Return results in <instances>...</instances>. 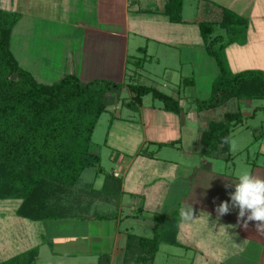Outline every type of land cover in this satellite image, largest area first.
Returning a JSON list of instances; mask_svg holds the SVG:
<instances>
[{"label": "crops", "instance_id": "0c3cea01", "mask_svg": "<svg viewBox=\"0 0 264 264\" xmlns=\"http://www.w3.org/2000/svg\"><path fill=\"white\" fill-rule=\"evenodd\" d=\"M144 1L146 0H80L79 11L83 14L82 17H79L78 8L74 7L78 17L77 24L74 25V29L70 26L63 31L66 51L63 74L74 73L81 81L105 78L114 82H125L127 65L134 61L130 58L131 53L142 47L135 40L139 35L163 44L185 43L186 39H189L187 43H193L192 40L196 38L197 43H193L191 47L204 48V41L196 22H172L164 13L165 0H154L156 4L153 8H142L140 3ZM10 2L14 6V0ZM21 3L18 0L17 12L20 17L24 11L30 12L32 7L30 0H23ZM184 5L185 0L182 17L186 20L218 18L222 7L247 20L246 33L242 40L228 44L224 52L233 43L248 46L250 38L257 39L258 43L264 38V0H193L194 9L190 10V17L184 16ZM254 32L257 33L256 38H253L254 35L251 36ZM131 36L133 39L130 44ZM143 47L145 48L141 51L149 53L148 44ZM34 51L37 50L25 46L15 58L22 68L31 72L37 79L35 69L26 68L24 61L21 60L32 59L30 62L35 65L40 55ZM75 57L78 58L76 70ZM67 59L71 61L68 62ZM28 63L25 62L26 65ZM167 71L165 79L173 89L169 94L179 98L181 111L178 113L166 111L162 108V103L160 106L154 103L151 105L150 111L145 112V119H142L143 123L140 124L142 131L136 149L133 151L118 149L112 158L118 168H113L111 173L121 180L117 202H104L99 199L91 202V209L97 211H105L100 205L105 207L114 205L117 209L116 216L97 219L93 214L85 213L78 217L31 220L17 215L16 208L10 219L16 225V237L21 249L5 258H1L0 255V262L36 246L38 252L33 263L35 264L42 247L49 244L51 248L45 251L49 264H56V260L62 261L61 264H73L72 260L81 255L78 252L81 246L87 248L90 253H96L97 262L91 261L90 264H103L100 263L102 256L106 259L104 264H134L123 262V247L127 233L151 237L158 219L157 215L166 214L165 217L161 216L162 222L158 230L160 243L153 264H157L160 255L165 259L164 264L173 261L178 264L177 259L183 258H187L189 264H264V234L255 231V222L249 221L245 230L242 226L243 220L237 219L238 209H231L229 214L219 217L215 211L216 206L221 201H228L229 193L234 191V188H226L225 185L230 181L235 182L237 175L243 171L239 169L244 168L231 167L234 164L233 160L226 161L221 158L231 162V166L227 168L226 162L225 165H220L219 161H213L218 158L199 154L200 134L209 121L204 118V113L211 108L198 110L194 99L189 96L185 98L180 91L182 78L188 76L173 68ZM125 89L122 87L119 90ZM118 91L114 90L106 95V101L107 99L113 101L116 108L119 103L122 104ZM244 100L252 102V99ZM142 108L141 104L138 107L139 111ZM148 114H151L149 115L151 118H148ZM120 119L113 118L109 123L107 131L109 143L112 142L111 132L122 131L117 122ZM125 134L122 135L127 136ZM262 135L263 139L264 134ZM171 141L173 144L169 146L180 145L178 148L182 149L185 158L193 156L194 153L198 154L201 159L199 164L203 165V168L198 164L188 163L187 159L183 158L181 159L184 162L177 160L179 158L176 160L162 158L167 164L180 166L181 169H178L180 173L173 175L165 170L153 172V163L159 159L157 152L164 146H160L159 143ZM191 142L194 146H185L191 145ZM146 143L147 147L143 150L141 146ZM150 145L153 146L152 149H149ZM92 147L91 140L90 150L97 153L98 151ZM256 152L257 156L264 155V149L260 151V144ZM249 164L250 167L244 170L264 177V166L257 165L256 162ZM93 178L94 188L99 189L104 174L94 173ZM19 204L18 200L17 207ZM190 205L193 214L191 218L186 219L181 215V211ZM3 218L4 215L0 220Z\"/></svg>", "mask_w": 264, "mask_h": 264}, {"label": "trees", "instance_id": "16d2710c", "mask_svg": "<svg viewBox=\"0 0 264 264\" xmlns=\"http://www.w3.org/2000/svg\"><path fill=\"white\" fill-rule=\"evenodd\" d=\"M182 8L183 0H165L164 13L170 21L198 24L204 49L218 66L211 82V96L196 99V108L216 107L230 98L264 99V71L248 69L231 73L221 56L228 44L240 41L239 35L245 34L247 20L223 7L218 18L186 20L182 17ZM18 18L17 11L0 7V199H18L16 214L31 220L78 217L85 213L97 219L115 217L116 212L92 210L91 202L97 199L117 202L120 178L111 172L105 173L99 189L94 188L93 181H79L88 167H97L95 175L102 173L98 166L100 155L90 150V144L98 119L107 108L106 95L125 87L130 96L121 98L123 105L136 110L143 96L150 94L161 101L164 110L174 113L181 111L179 98L153 85L134 81L136 69L134 74L126 73L125 82L105 78L81 81L74 73L63 74L51 83L41 82L19 65L11 50V32ZM217 26L225 34L217 33ZM191 82L190 78L183 77L181 84ZM243 118L240 110H232L225 111L218 120L210 119L200 134L199 154L230 159L231 132ZM169 144L173 141L159 143L160 146ZM161 216L166 214L157 215L153 236L127 233L124 263L153 264L160 243ZM37 252L34 246L0 264H33Z\"/></svg>", "mask_w": 264, "mask_h": 264}, {"label": "rangeland", "instance_id": "374dc122", "mask_svg": "<svg viewBox=\"0 0 264 264\" xmlns=\"http://www.w3.org/2000/svg\"><path fill=\"white\" fill-rule=\"evenodd\" d=\"M23 0H20V3ZM32 7L30 12L24 11L19 16L17 22L14 24L11 32V50L16 56L18 52H22L25 49V46L29 49L34 48L37 51H34L35 54L40 55L36 59L35 65L31 63L28 59H21L24 61V66L34 70L38 80L51 83L56 81L64 72L65 67V39L63 37V31L68 29L70 26L74 29V25L77 24V15L75 8L79 9L80 0H30ZM14 6L11 5L10 0H0V7L7 10L17 9L18 0H14ZM77 2V3H76ZM22 4V3H21ZM142 8H153L156 4L154 0H146L141 2ZM193 0H185L184 5V16L190 17V10L192 7ZM194 9V8H193ZM76 15V16H75ZM82 13L79 17H82ZM50 16V17H49ZM77 29V28H75ZM217 33H224L225 31L217 26ZM246 33V32H245ZM250 33V32H249ZM256 34H251L253 38H256ZM244 34L239 35V40H242ZM226 38V35H224ZM188 38V37H186ZM133 37L131 36L130 44L132 43ZM193 39V37H192ZM135 40L139 43L140 46H145L148 44L149 53H145L141 50L136 49L131 53V60L136 63L139 61V66L136 67V63H128L127 72L134 74V69L136 72L134 74L133 80L143 84L153 85L154 87L162 90L166 93H172V85L166 81L167 69L177 70V72L182 73L184 76H188L192 80V83H186L181 85V94L188 96L194 101L196 99H208L211 96V82L217 74V64L215 59L208 54L203 47H191L192 44H196V38L192 40L193 43H187L186 39L184 42H175V43H162L154 39L145 38L141 35L136 36ZM76 42V40H75ZM74 42V43H75ZM258 45V46H257ZM226 53V54H225ZM33 56L32 54H29ZM221 56L226 60L227 68L231 73L238 71L248 70V69H261L264 71V38L260 39L258 43L257 39L250 38L248 46H242L239 44H232ZM179 59L183 61L179 62ZM189 59L188 61H185ZM20 60V59H19ZM68 62L71 59H67ZM29 61V63H28ZM185 61V62H184ZM28 63V65L25 64ZM75 67L74 70L78 67V58H74ZM32 66V67H31ZM167 66V69H166ZM166 69V70H165ZM193 70V71H192ZM167 71V72H166ZM170 71V70H169ZM140 73V74H138ZM127 77V75H126ZM120 91V90H119ZM118 91V92H119ZM129 92L125 89L120 91L121 98L128 97ZM117 96V94H116ZM225 103L217 105L215 108L204 113V118L206 120H218L223 115L225 111L240 110L244 113V118L241 123L235 125L232 129V137L230 143V159L233 160L234 164L231 166V162H226L222 160V157L213 161H219L220 165H225L227 168L238 167V168H248L250 167L249 162H256L257 165L264 166V155L259 154L257 156V150L260 151L264 149V111L261 107H264V99L254 98L252 102L247 100H237L236 98H230ZM160 106L161 101L158 99H153L150 94L143 96L142 99V110L139 109L133 110L125 105L119 103L116 108V105L110 99H107L106 105L107 109L104 111L94 128L92 134V145L95 151H98L100 155V166L102 168V174L111 172L113 168H118L112 158L116 151H122L123 149L128 151H133L138 146L137 140L141 135V123L142 119H145V112L150 111L152 104ZM256 108L253 116H249V113H252L253 109ZM209 109V108H208ZM155 114V112H154ZM148 114V118H151ZM206 115V116H205ZM113 118H121L120 121L117 120L120 126L121 133L119 131L111 132V143H109L107 137V131L109 128V123ZM126 120V121H124ZM116 122V124H118ZM131 122V124H129ZM202 124V122H200ZM206 124V123H205ZM126 133L123 136L122 134ZM128 133V134H127ZM261 135V136H260ZM148 143V142H147ZM147 143L143 146V150L147 147ZM193 143L185 144L187 147H192ZM195 145L197 143L195 142ZM163 146V145H162ZM180 145H178L179 147ZM184 146V147H185ZM245 146L246 149H245ZM178 147H171L169 145H164L157 152L159 159L153 163V172L157 170H165L170 172V174L180 173L178 169L180 166L167 164L162 158L177 159L184 162L183 159H187L186 162L191 164H198L203 168V165H200L199 155L194 153L191 157H183L182 149ZM153 146L150 145L149 149H152ZM211 158V157H210ZM249 158V159H247ZM212 161V160H211ZM249 161V162H248ZM181 162V163H182ZM226 162V163H225ZM236 164V165H235ZM182 165V164H181ZM97 167L91 166L86 168L80 175V183L91 182L94 178L95 169ZM244 169H239L243 170ZM101 174V173H100ZM98 178L95 181L97 186ZM18 199L9 198V199H0V217L4 215L3 220L0 221V255L1 258L8 257L10 254L20 250V244L18 238L16 237V225L12 222L10 217H13L15 214V209L17 208ZM102 210L115 212L117 209L114 205L103 206ZM125 210V209H124ZM87 211V210H85ZM78 214L79 210L75 211ZM161 219L159 220L158 230L161 226ZM153 236V234H152ZM35 238V237H33ZM34 240V239H33ZM31 240V241H33ZM81 248L78 252L81 254L79 257H76L72 260L73 264H90L91 261L97 262L96 253H90L87 251V248ZM51 248V245L47 244L45 247H42L41 253L37 258L35 264H49L48 256L45 251ZM102 256L100 258V263L103 260ZM176 259V258H175ZM164 257L159 256L157 264L165 263ZM54 262V261H53ZM62 261H55L56 264H61ZM178 264H189L187 258H183L176 261ZM70 263V262H69ZM115 264V263H114ZM167 264H175L173 262H168Z\"/></svg>", "mask_w": 264, "mask_h": 264}, {"label": "clouds", "instance_id": "9594fccd", "mask_svg": "<svg viewBox=\"0 0 264 264\" xmlns=\"http://www.w3.org/2000/svg\"><path fill=\"white\" fill-rule=\"evenodd\" d=\"M224 142H228L225 139ZM225 187H232L228 201H221L216 206L217 216L229 214L231 209H238L237 219L243 220V227L248 228V222H255V231L264 234V177L254 175L250 170L241 171L235 182L230 181ZM193 208L186 206L181 211L184 218H191Z\"/></svg>", "mask_w": 264, "mask_h": 264}, {"label": "water", "instance_id": "95a60500", "mask_svg": "<svg viewBox=\"0 0 264 264\" xmlns=\"http://www.w3.org/2000/svg\"><path fill=\"white\" fill-rule=\"evenodd\" d=\"M105 262H106V259L105 257H103L102 263L104 264Z\"/></svg>", "mask_w": 264, "mask_h": 264}]
</instances>
